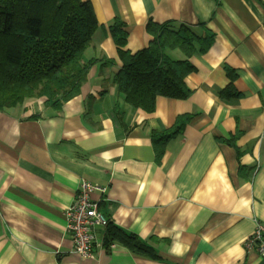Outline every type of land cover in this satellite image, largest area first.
<instances>
[{
    "label": "crops",
    "instance_id": "1",
    "mask_svg": "<svg viewBox=\"0 0 264 264\" xmlns=\"http://www.w3.org/2000/svg\"><path fill=\"white\" fill-rule=\"evenodd\" d=\"M88 1L99 26L84 61L96 62L80 94L60 109L42 97L0 111V264H262L244 242L264 222V0ZM116 18L132 53L154 40L150 21L213 34L189 57L187 99L158 96L152 112L126 102L114 82L123 67ZM227 68L240 96L221 94ZM182 115L190 121L158 158L153 132ZM83 179L108 188L92 197L110 222L160 259L107 248L105 231L93 258L74 253L65 210Z\"/></svg>",
    "mask_w": 264,
    "mask_h": 264
},
{
    "label": "trees",
    "instance_id": "2",
    "mask_svg": "<svg viewBox=\"0 0 264 264\" xmlns=\"http://www.w3.org/2000/svg\"><path fill=\"white\" fill-rule=\"evenodd\" d=\"M98 26L94 6L88 0H0V111L42 97L47 106L60 109L79 95L96 62L84 61V54ZM147 29L154 40L132 53L126 49V23L116 18L110 25L123 62L114 82L131 106L152 112L158 96L187 99L191 95L186 77L196 67L189 57L199 51L197 43L200 51L207 50L213 34L205 38L191 26L174 30L152 21ZM175 49L187 58L175 60L169 56L167 50ZM110 63L114 61H105ZM227 72L232 81L222 90V96H240L233 84L234 70L227 68ZM190 119V115H182L172 128L153 132L158 158ZM235 139L228 142L232 144ZM104 242L107 248L120 243L138 255L160 259L154 246L113 222L106 227Z\"/></svg>",
    "mask_w": 264,
    "mask_h": 264
},
{
    "label": "built area",
    "instance_id": "3",
    "mask_svg": "<svg viewBox=\"0 0 264 264\" xmlns=\"http://www.w3.org/2000/svg\"><path fill=\"white\" fill-rule=\"evenodd\" d=\"M100 190L106 193L108 188L95 185L83 179L78 187L72 204L65 210L66 228L73 239V251L82 258H93L96 247L100 245L101 232L105 231L110 218L101 208V200L92 197ZM112 248L115 244L111 245ZM248 252H255L264 264V222L257 220L256 227L244 242Z\"/></svg>",
    "mask_w": 264,
    "mask_h": 264
}]
</instances>
